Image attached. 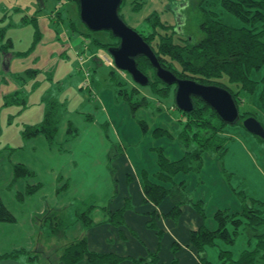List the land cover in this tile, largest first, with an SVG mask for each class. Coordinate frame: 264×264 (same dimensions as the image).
Here are the masks:
<instances>
[{
	"label": "crops",
	"instance_id": "obj_1",
	"mask_svg": "<svg viewBox=\"0 0 264 264\" xmlns=\"http://www.w3.org/2000/svg\"><path fill=\"white\" fill-rule=\"evenodd\" d=\"M42 2L39 0L40 4ZM50 19L55 24L56 18L53 13ZM63 30L66 35L65 42H60L52 35L50 40L44 43L43 48L35 49L29 59L16 58L10 53L7 55L0 53V63L4 73H17L26 68L39 71V74L24 86L25 91L29 92L27 107L11 125H8L9 127H5L1 132L0 199L12 214L13 220L0 222V256L19 249L35 250L39 246L45 251L59 252L58 248L84 235L90 251L117 255L122 258L117 264H139L135 261L146 259L148 254H155V264H161L159 250L161 241L158 240L164 233L172 240L176 238L187 241L185 244L181 243V246L175 241L173 244L176 243L181 248L185 247L186 250L190 247L191 250L188 253L192 255V264H197L196 251L190 243L191 231L200 226L215 230L217 222L214 215L218 210L240 213L242 209L231 185L228 188V185L223 182L224 179L221 177L225 173L223 162L217 154L206 153L202 156L203 163L198 173L200 178L199 181L196 180V185L198 184L205 193L209 189L218 193L217 202L215 201L218 204L215 210H211L213 220L207 222L205 220L206 196L197 195L196 192L193 194V186H190L193 180L191 172L176 174L171 182H162L155 177L159 167L153 149H164L161 140L158 139L159 141L155 144H144L145 148L141 149V156L137 154L138 146L134 150L132 147L127 148L128 145L121 144L122 137H126V133L120 134L119 129H116L115 111L107 110L104 105L106 103L109 107L114 101V103L120 101L114 94L109 74L105 75L99 69L101 62L98 59V53L92 48L89 40H82L79 37L80 34L70 32L66 26ZM10 52H12L11 49ZM80 54L88 59L86 66L90 69L92 87L90 95L80 93L83 91L81 85L83 76L78 71L76 61ZM16 59H20L18 64L13 63ZM47 73L50 74L56 87L59 83L65 84H61L62 87L59 86L61 90L56 95L58 101L65 105V112L61 116L53 143H49L42 135L25 140L21 136L23 126L38 124L43 118L42 97L52 90L51 84L45 78L46 75L44 76ZM7 85L4 93L10 94L19 89L13 80L8 79ZM106 87L110 92L105 90ZM120 99L122 101V98ZM122 102L125 103V100ZM77 110L79 113L75 115ZM255 111L261 114L264 121V113L259 112L258 107ZM247 112L250 111L247 110ZM6 115L7 113H3L2 118ZM85 115L92 117L85 118ZM159 125L156 124L152 128H148L147 125L145 130L141 128L144 137L153 136L154 129L162 128ZM69 126L76 129L74 137L67 134ZM240 128L239 126H228L224 129L227 136L234 140L232 144L228 143L227 154L231 147L236 145L241 149V153L247 154L250 158L246 148L248 149V145L254 144L255 141L249 133ZM114 144L117 146L116 150L113 149ZM180 148L182 147L176 143H171L167 149L174 156L169 155L170 158L164 155L170 160H178L183 156V149ZM143 156L148 158V163L142 162ZM15 164L25 166L32 174L29 177L13 180V165ZM144 172L151 183L161 184L171 190L159 204L144 199L142 189ZM129 180L135 181L138 189L135 192L136 196L133 197L134 203L126 195L114 202L120 192V189L116 187V182L124 185L129 184L127 182ZM205 183L206 185L210 183L211 187L203 186ZM30 186L35 189L27 193ZM86 197H93L94 203H85L88 199ZM197 201L202 203V215L193 206V202ZM175 204H179V214L177 217H172L170 212ZM87 208H90L89 219L91 220L87 227L77 221L66 229L64 236L57 239L53 237L47 239L46 231L40 234L36 217L42 215L47 209H64L66 215L74 221L76 211H84ZM118 211H121V217L118 218L120 223L114 222L112 218L113 214ZM132 211L134 219L131 220H134L136 224L128 223L125 219V217L128 219V214ZM125 223L134 235H139L142 240L141 245L134 238L129 245L117 243L114 250L112 242L116 239H123L121 236L124 234L121 235L120 231H125L123 226ZM117 229L119 231L117 236L115 233L112 235ZM246 234L250 237V232L246 231ZM124 238L128 239L127 235H124ZM250 240L255 241V239ZM0 264L37 263L28 261L26 254H20L15 258H0Z\"/></svg>",
	"mask_w": 264,
	"mask_h": 264
},
{
	"label": "trees",
	"instance_id": "obj_2",
	"mask_svg": "<svg viewBox=\"0 0 264 264\" xmlns=\"http://www.w3.org/2000/svg\"><path fill=\"white\" fill-rule=\"evenodd\" d=\"M74 1L78 3L79 13V0ZM123 2L124 0H122ZM142 5L143 0H131L133 11H139ZM221 5L226 11L240 18L247 26L234 28L225 25L214 12L204 10L199 1L197 3V12L199 14L197 16V24L202 37L197 42L191 41L176 29V25L161 21L155 14L145 19L148 23V28L145 34L140 35L150 46L163 68L170 70L178 78L191 79L200 84L215 85L226 89L232 95L238 107L241 99L244 100L243 95L251 94L258 83L257 80L251 78V73L264 68V42L261 40L264 35V0H221ZM32 24L36 29L34 20H32ZM67 28H69L70 32L80 34L72 22L68 23ZM3 35V30H0V51L2 53L5 55L10 53L15 57H21L28 53L29 50L24 53L10 52L11 41L5 39ZM38 36L39 33L36 29V39ZM82 36L88 37L87 35ZM110 36L116 39L114 44L95 40V46L101 47L103 51H106L108 47L118 45V39L111 34ZM136 61L142 73L149 77L148 72H152L153 76L149 77V84L147 85L150 87L151 93L159 98H167L169 89L174 86H167L161 82L156 77L155 70L146 58L138 57ZM112 70L109 72L110 84L115 85L117 88L115 89L116 94L128 103L132 111L149 104V100L146 97L138 96L137 90L128 91L126 81L117 74L116 70ZM38 72L36 69H31L23 75L34 79ZM47 75L49 81H51L50 74L47 73ZM15 76L21 79L20 75ZM260 83L261 90L258 102L260 110L264 113V72ZM82 89L84 90L85 88L82 87ZM60 90V87L53 85L52 90L42 97L44 104L43 118L38 124L23 126L21 131L23 139L26 140L42 135L49 143H53L61 116L65 112V105L59 102L56 97ZM85 90L88 91V89ZM134 95L136 98L133 101L132 97ZM6 99L8 103L15 102L23 107L27 104L26 97L17 91L7 96ZM193 102L195 105L194 109L189 113H184L176 107L186 118L185 123L177 134V140L183 148V156L178 160H170L164 155L162 148L153 149L157 155L159 167L155 177L162 182H171L172 178L179 173L199 172L203 163V154H217L222 159L227 151L228 141L231 138L224 135V129L229 125L223 122L204 102L198 99H193ZM239 116V121L233 126L242 127L244 118L255 117L247 111H239ZM260 123L264 128V123ZM139 124L142 129L145 130L147 128L145 122L140 121ZM67 134L74 137L76 129L69 126ZM152 134L153 137H171L170 131L162 128L154 129ZM256 138L264 145L263 140ZM31 174L32 172L25 166L21 164L13 165V180L29 177ZM142 180L145 201L159 204L171 192V190L166 189L161 184L151 183L145 172L142 174ZM34 189L35 187H28L27 193L33 192ZM232 190L241 203V212L229 213L226 210H218L214 215L217 222L215 230H208L204 226H200L190 233V243L195 248L197 264H211L206 259V248L215 246L217 240H223L229 244L232 243L227 226L230 224H241L242 222L244 223V229L250 232L249 240L255 239L254 252H245L238 261H231L229 251H220V259L228 261L230 264H254L256 257H259L260 264H264V232L258 231L260 227L264 226V203L247 198L242 191H236L234 188ZM193 206L201 215L203 214L201 201L193 202ZM89 212L90 208L84 211H76L75 220L71 221L64 209H47L42 215L36 217V223L39 226L40 234H44L46 231L45 237L47 239L52 237L57 239L64 236L66 229L77 221L84 227L90 225ZM178 214L179 204H175L170 215L177 217ZM120 217L121 211L114 213L112 216L113 221H117V223L121 222L118 220ZM12 220V214L0 199V222H11ZM58 250L59 252H55V250L50 252V254H54V258L49 257V255L48 257L45 256L44 249L41 246L30 251L23 249L14 250L3 254L0 258H15L20 254H26L28 261L37 264H78L84 259L88 264H117L122 259L111 253L90 251L84 235L68 245L58 248ZM135 262L139 264H155L156 256L155 254H148L146 259H138ZM171 264H179L178 259L173 258Z\"/></svg>",
	"mask_w": 264,
	"mask_h": 264
},
{
	"label": "rangeland",
	"instance_id": "obj_3",
	"mask_svg": "<svg viewBox=\"0 0 264 264\" xmlns=\"http://www.w3.org/2000/svg\"><path fill=\"white\" fill-rule=\"evenodd\" d=\"M42 4L39 3V0H0V30L4 32L5 39H11V51L13 53L18 52H27L28 53L24 56L16 58L20 59H29L31 58L33 52L37 48H43L44 43L50 40L52 35L60 42H65L66 35L64 34V27L68 25L69 22L75 24V28L79 31V37L82 40H89L92 43V48L96 50L98 53V59L101 62L100 70L104 72V74H109V72L113 71L112 69L116 70L117 74L126 81V88L128 91L137 90L138 96H144L149 100V104L146 106L140 107L135 109L134 111L131 110L128 103L122 102L124 99H120V97L116 94L117 89L115 85L112 83V87L114 88V94L117 98H119L118 102L114 103L111 106H107L106 103L105 108L107 110L115 111L116 117V129H119L120 134L123 132L126 133V137L123 135V139L121 144L128 145V147H132L134 150L136 146L139 147L137 150V154L141 156V149H144V144L150 143L155 144L159 140L162 141L164 146V154L169 156H174L167 148L171 143H176L179 147H182L179 141L177 140V134L181 130L183 124L185 123V116H183L174 105V94L173 90L174 87L169 89V95L167 98H159L158 96L154 95L150 91L149 86H140L133 82L130 75L126 72L119 71L115 68L114 65L110 66L104 62L102 56L105 55L109 59L111 57L108 55L106 51H103L101 47L95 46V40L100 42H107L114 44L116 39L112 38L107 31H98L92 32L85 28V26L81 23L79 19L78 13V3L74 0H42ZM201 2V7L204 10L214 12L220 21L227 26H231L234 28H241L246 27L245 23L238 17L232 15L228 11H226L222 5L221 0H143V5L139 11H133L131 7V0H124L120 7L119 14L123 20V22L129 26L130 28L136 30L141 35L145 34L146 29L148 28V23L145 20L149 16L155 14L159 17V19L163 22H167L170 25H175L179 29V32L184 34V36L188 37L191 41L197 42L202 37L198 24H197V16L199 15L197 12V3ZM177 11L179 17L174 14ZM53 13L55 16L56 21L54 22L50 19V15ZM32 20L36 23V29L39 33L38 38L36 39V29L32 24ZM57 23V24H56ZM60 23V24H59ZM69 29V28H68ZM88 36V37H83ZM261 40L264 42V35L262 36ZM13 43V44H12ZM46 47V46H45ZM21 50V51H18ZM104 52V53H103ZM1 55L2 52L0 51ZM83 54V53H82ZM0 55V56H1ZM20 59L13 60V63L18 64ZM2 60V59H1ZM28 64V62L26 63ZM25 64V65H26ZM0 63V137L1 132L5 127H9L15 118L19 117L23 112L25 107L18 105L17 103L7 102L6 97L9 95L14 94L16 91L21 92L22 95L28 99L29 92H26L24 86L31 80V78L25 77L23 74L31 70V68H26L25 70L17 73H4L1 68ZM264 72V68L260 69L259 71L252 72L251 78L257 80L258 83L255 87V90L248 95H243L244 100L241 99L240 104L238 105L240 112H245L249 110L258 121L264 123L263 119L261 118V114L255 111L256 107H258L259 112V102L258 96L261 90V83L260 79ZM39 74V72H38ZM15 75H20L16 77ZM46 75V80L51 84V88L55 83L49 81L48 75ZM149 77H152V72H148ZM37 76V75H36ZM35 76V77H36ZM8 79L13 80L17 83L18 88L12 93H4V90L8 86ZM110 81V80H109ZM111 82V81H110ZM62 83H59L61 86ZM34 85V84H33ZM33 85L31 87H33ZM62 85H65L64 83ZM58 86V87H59ZM32 89V88H31ZM92 90V89H91ZM106 91H109V88L106 87ZM90 92V91H89ZM87 90H83L80 93L82 95L89 93ZM91 94V92H90ZM89 94V95H90ZM100 92L98 93V95ZM116 98V99H117ZM136 96L132 97L134 101ZM262 112V111H261ZM3 113H7L6 117L2 118ZM79 113V111H75V115ZM263 113V112H262ZM165 116V117H164ZM92 116L85 115V118H90ZM140 121L147 123L148 128H152L156 126V124H160L162 128L169 129L171 133V137H159L155 138L152 135L150 137L145 138L144 133H142L141 126L139 124ZM122 123V125L120 124ZM7 124V125H6ZM120 125V126H118ZM175 128V129H174ZM240 128V126H239ZM243 128V127H242ZM240 128V129H242ZM243 130V129H242ZM224 135L227 136V133L224 132ZM251 135V134H250ZM229 138V136H227ZM251 137L254 139L255 143L257 144H250L248 145V149L246 148L250 158L247 154L241 153V149L233 145L230 149V152L227 151L223 155L221 162H223L224 171L221 177L224 179L223 182L229 186L234 188L236 191H242L247 198L254 199L257 201H261L264 203V145L257 140V138L253 135ZM163 138V139H162ZM159 139V140H158ZM234 140L231 139L228 143L233 142ZM169 144V145H168ZM232 144V143H231ZM230 144V145H231ZM113 149L116 150V144L113 145ZM238 148V149H237ZM183 149V148H180ZM114 150V151H115ZM166 150L167 153H166ZM228 150V149H227ZM236 150V152H235ZM238 150V151H237ZM113 151V152H114ZM152 155L154 153H151ZM156 154V153H155ZM157 156V155H156ZM244 156V158L242 157ZM247 156V157H246ZM170 157V156H169ZM171 158V157H170ZM205 158V156H204ZM143 163H148V158L143 156L141 158ZM113 161V160H112ZM193 175L192 183L190 186H193V194L196 192L197 195L204 194L206 196V221H212V211L215 210L217 206V192L215 190L209 189L207 193L197 184L196 180L199 181L198 173L199 172H191ZM202 173V172H201ZM120 181V180H118ZM125 182V180H124ZM129 184L120 185L119 182H116V187L120 189L119 194L115 198L114 202L119 201L121 197H129L132 203H134V196H136L137 187L136 182H132L131 180L127 181ZM135 183V187H134ZM124 186V187H123ZM203 186L211 187V184L206 183ZM137 189V190H136ZM230 191V190H229ZM225 193V192H224ZM126 195V196H125ZM236 196V195H235ZM234 196V197H235ZM88 198V199H86ZM85 203L93 204L94 198L93 197H86ZM236 198V197H235ZM216 201V202H215ZM220 203V202H219ZM134 212L128 214V219L125 217L126 222L136 224L134 217L132 216ZM126 225V226H125ZM125 231H120L121 235H127L128 239L124 238L122 240H113L112 246L115 250V247L118 244L125 243V245H129L131 241L135 238L139 241L141 245V238L139 235H134L133 232L130 231L129 227H127V223L124 225ZM119 229V228H118ZM118 229L113 231L115 236L119 233ZM227 230L232 238V243H226L223 240H217L215 246L207 247L206 248V259L211 264H230L228 261H223L220 259V251H229L231 261H238L241 255L245 252H254L255 250V241L249 240L246 231L244 229V223L237 225H228ZM134 231V230H133ZM235 231V232H234ZM258 231L264 232V226L260 227ZM178 236V235H177ZM120 239V238H119ZM137 241V242H138ZM161 241L160 246V257H161V264H171L173 258L178 259L179 264H192L193 261L191 259V254L188 253L191 248L187 247H180L181 243L185 244L186 242L182 241V239H171V237H167L164 233H162L160 239ZM180 244L175 246L173 242ZM174 247H176L174 249ZM45 256L54 258V254H50V250L45 251ZM159 255V254H157ZM148 256V255H147ZM168 258H171L168 260ZM78 264H88L86 260L80 261ZM254 264H260L259 257H256Z\"/></svg>",
	"mask_w": 264,
	"mask_h": 264
},
{
	"label": "water",
	"instance_id": "obj_4",
	"mask_svg": "<svg viewBox=\"0 0 264 264\" xmlns=\"http://www.w3.org/2000/svg\"><path fill=\"white\" fill-rule=\"evenodd\" d=\"M122 0H79V19L92 32L107 31L118 39V45L110 46L106 52L119 71L130 75L140 86L149 84V77L142 73L136 59L146 58L155 70L156 77L167 86H174V104L178 110L189 113L194 109L193 99L208 105L229 126L239 121L238 107L232 95L224 88L200 84L191 79L178 78L163 68L150 46L139 32L127 26L119 15ZM243 129L264 141V128L253 116L242 120Z\"/></svg>",
	"mask_w": 264,
	"mask_h": 264
},
{
	"label": "built area",
	"instance_id": "obj_5",
	"mask_svg": "<svg viewBox=\"0 0 264 264\" xmlns=\"http://www.w3.org/2000/svg\"><path fill=\"white\" fill-rule=\"evenodd\" d=\"M98 56V55H97ZM102 59L104 60L105 63H107L108 65L112 66L113 62L112 59H109L108 57H106L105 55L102 56ZM87 58L84 57L83 55H78L76 58L77 61V65H78V71L81 72L82 76H83V80H82V87L85 89H88V91L91 92V80H90V69L88 66H86V62H87Z\"/></svg>",
	"mask_w": 264,
	"mask_h": 264
},
{
	"label": "flooded vegetation",
	"instance_id": "obj_6",
	"mask_svg": "<svg viewBox=\"0 0 264 264\" xmlns=\"http://www.w3.org/2000/svg\"><path fill=\"white\" fill-rule=\"evenodd\" d=\"M175 15H177L176 17H179V14H177V11L174 12ZM176 25V24H175ZM174 25V26H175ZM176 29L179 31V29L176 27Z\"/></svg>",
	"mask_w": 264,
	"mask_h": 264
}]
</instances>
